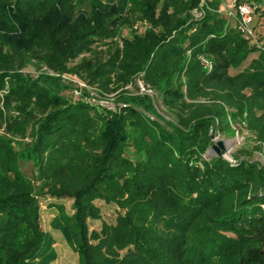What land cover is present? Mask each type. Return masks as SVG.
<instances>
[{
  "label": "trees",
  "instance_id": "trees-1",
  "mask_svg": "<svg viewBox=\"0 0 264 264\" xmlns=\"http://www.w3.org/2000/svg\"><path fill=\"white\" fill-rule=\"evenodd\" d=\"M202 3L0 0V264L56 261L42 197L72 201L53 227L77 264H264V165L247 150L204 157L217 134L242 130L264 156V41L251 45L218 1ZM135 16L144 34L113 42ZM97 41L108 50L69 67ZM33 62L57 75H30ZM64 74L120 91L121 107L80 99L89 94ZM141 75L170 120L138 93ZM97 202L118 210L99 231L89 228L102 219Z\"/></svg>",
  "mask_w": 264,
  "mask_h": 264
},
{
  "label": "rangeland",
  "instance_id": "rangeland-1",
  "mask_svg": "<svg viewBox=\"0 0 264 264\" xmlns=\"http://www.w3.org/2000/svg\"><path fill=\"white\" fill-rule=\"evenodd\" d=\"M87 1V0H86ZM211 0H202V4H205ZM220 3L219 5V12L222 13L223 16H225V12L228 10L229 6L228 3L225 0H215ZM264 3V0H247L248 4H251L254 11V19H255V29L258 38L261 39V41H264V13L260 12L263 8L258 6L259 3ZM258 9V11H257ZM129 11V10H127ZM130 12L127 13L129 15ZM191 15L195 19H199L202 15L201 11L199 10H193L191 12ZM134 18V22L132 24L131 28L128 27H121L117 31L116 37L113 39V42L119 43L122 47V40L129 37L130 33H137L138 35L144 34L145 30L149 27V24L143 20H140L138 18ZM233 20H230V25L233 27ZM109 41H97L93 44L91 48V53H86L83 55H80L78 58H76L73 62L69 63V67L74 66L76 63L81 61L82 59H90L92 56V52L94 51H106L108 50ZM255 56H251L248 61L245 63L247 65ZM32 67H30L27 71L32 76H36L38 71L45 72L49 75H57L48 70L44 66H39L36 70L35 63L33 62ZM68 74H64L66 79H64L67 83H71L74 86H76L79 90H86V92L89 94L86 98H80L85 100L87 103L91 105H96L101 108H106L109 110L114 111L115 109H118L121 107V104L114 102V98L116 95L120 92L117 91L116 93L106 94L104 91H102L98 86L93 85L90 86L87 84L86 81L82 80L79 76L76 78H70V76H67ZM136 87H138V93L141 95H148L153 99V103L155 105L156 111L158 114L162 117H164L166 120H170L171 117L165 110L162 100L159 96V94L152 89L148 85H145L142 81V75L136 79L135 82ZM125 89H128L132 92L135 91V87L129 86ZM137 91V90H136ZM68 99H71L72 101H77L80 97L78 95V92H65L63 94ZM222 141L224 144V147L226 148V152L224 153V158L228 161H232L231 156L236 154L240 150H247L249 153H251V160L257 161L258 163L264 165V156L258 152L253 151V148L255 146L254 140L252 136L246 131L242 130L240 132H235L233 136H225L217 134L216 137L213 139V145L216 144V142ZM215 156L213 151H208L205 158L209 159L210 157ZM246 157H244L245 159ZM23 173L24 175L30 179L33 180L35 176V169L31 164H28L23 167ZM39 214H40V225L43 231L50 234L53 244L52 249L54 253L56 254V261L53 264H77V255L72 249V247L68 244L66 241L63 233L60 230L54 229L53 225L54 223L61 217V215L71 216L73 213L71 204L72 201L69 199H62V200H55L49 197H42L39 198ZM97 206L100 207L101 213H102V219L99 221H90L89 222V228L90 230H100L102 222H106L109 224L114 223L116 219V215L118 213V210L114 206H108L104 205L102 202H97Z\"/></svg>",
  "mask_w": 264,
  "mask_h": 264
},
{
  "label": "built area",
  "instance_id": "built-area-1",
  "mask_svg": "<svg viewBox=\"0 0 264 264\" xmlns=\"http://www.w3.org/2000/svg\"><path fill=\"white\" fill-rule=\"evenodd\" d=\"M228 3V10L225 12V18L230 25V20H233V28L239 33V35L250 42L251 45L260 47L261 44L258 40V36L255 29L254 11L255 9L251 4L242 3L238 4L237 0H225ZM201 17V15H199ZM208 70L211 69L209 63L204 62ZM66 79L65 76H63Z\"/></svg>",
  "mask_w": 264,
  "mask_h": 264
},
{
  "label": "water",
  "instance_id": "water-1",
  "mask_svg": "<svg viewBox=\"0 0 264 264\" xmlns=\"http://www.w3.org/2000/svg\"><path fill=\"white\" fill-rule=\"evenodd\" d=\"M211 151L214 152L216 157H220L224 155V153L226 152V148L224 147V144L222 141H218L216 142V144L211 146Z\"/></svg>",
  "mask_w": 264,
  "mask_h": 264
},
{
  "label": "crops",
  "instance_id": "crops-1",
  "mask_svg": "<svg viewBox=\"0 0 264 264\" xmlns=\"http://www.w3.org/2000/svg\"><path fill=\"white\" fill-rule=\"evenodd\" d=\"M262 4H264V3H262ZM262 4H261V5H262ZM260 7H262V6H260ZM262 8H263V7H262Z\"/></svg>",
  "mask_w": 264,
  "mask_h": 264
}]
</instances>
